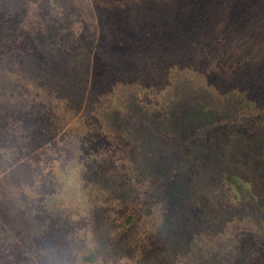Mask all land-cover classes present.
Listing matches in <instances>:
<instances>
[{"label":"trees","instance_id":"trees-1","mask_svg":"<svg viewBox=\"0 0 264 264\" xmlns=\"http://www.w3.org/2000/svg\"><path fill=\"white\" fill-rule=\"evenodd\" d=\"M21 1L0 0V264H264L262 201L228 173L182 187L190 131L165 103L199 75L264 124V0ZM160 136L155 169L138 148Z\"/></svg>","mask_w":264,"mask_h":264},{"label":"rangeland","instance_id":"rangeland-1","mask_svg":"<svg viewBox=\"0 0 264 264\" xmlns=\"http://www.w3.org/2000/svg\"><path fill=\"white\" fill-rule=\"evenodd\" d=\"M17 2L20 4L22 1L17 0ZM30 6L32 7V5ZM33 7L37 9L38 3L34 4ZM254 70L264 75V64ZM207 81L205 77L194 75L193 81L190 83L185 80L183 75H178L172 80V87L177 88V91L170 97L165 98L167 116L178 119L179 122H183L188 127L190 134L185 135L187 141L192 145L191 156L182 158L183 166L180 167L181 169L175 170L173 175L176 172L184 175L181 178L183 188H185L186 184L190 186L194 184L198 187L203 184L202 186L205 185L203 190L206 191L209 189L208 184L216 181L226 185L222 181L221 176L228 173L230 177L243 180L245 185L250 187L252 195L256 198L259 197L264 205V173H262L263 168L260 165L261 163L263 164L262 160H264V124L256 119L240 118L237 114L239 105L236 102L237 94L231 90L228 91L227 99L223 102L222 96L214 93L212 86ZM225 82V79L221 81L224 87L226 85ZM255 84L257 85V82L252 79V83L248 85V88L241 95L247 94L250 91V87ZM189 90H192V92ZM220 100H222L221 103ZM115 104V102H112L109 107H114ZM111 117L112 113L109 115V120ZM160 139L161 136L156 139L159 143L154 141L144 142L143 144L142 141L138 148L141 163H147L155 169L163 161L166 163L169 160L167 164L173 165L175 158H172L171 155L170 157L163 155L158 151L157 146L160 145ZM212 153L216 154V157ZM212 162H217L218 165H223L224 168L221 167L219 173L210 175L211 168L215 164ZM227 167L228 169H225ZM178 179L175 180L176 188L179 190L178 193L181 194L183 192L182 196H185L187 193L184 194L185 189L178 185ZM170 184L175 187L171 179L168 184L169 187ZM226 192L228 193V191ZM184 199L185 201H182L186 203L188 197ZM205 202L207 201L201 200L199 205L201 210L206 209L205 207H211L208 204L210 202ZM250 205L252 207V204ZM170 206L167 210L171 209ZM207 212L210 215V223L213 222L212 225L215 227L218 221L216 215H214L213 210ZM199 214L202 219L206 216L204 211L203 213L199 212ZM261 223L264 226V222ZM185 226L186 224H182V227L175 226V244L181 245V248L185 247L186 251L192 255L200 254L202 252L200 241L189 230L186 233L187 239L192 241L191 248L189 249L184 244L186 241L185 237H183L185 235L183 234L184 229L183 231L180 229ZM109 237H106V240L100 239V241L104 242L103 249H109L111 241L116 243V238L110 237L111 239H109Z\"/></svg>","mask_w":264,"mask_h":264}]
</instances>
